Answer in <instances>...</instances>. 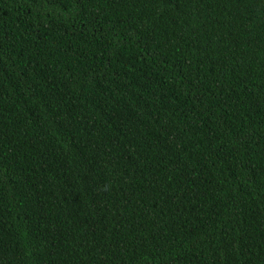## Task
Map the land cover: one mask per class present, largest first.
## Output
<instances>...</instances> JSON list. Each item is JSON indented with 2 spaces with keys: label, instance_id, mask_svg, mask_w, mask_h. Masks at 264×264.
I'll use <instances>...</instances> for the list:
<instances>
[{
  "label": "trees",
  "instance_id": "trees-1",
  "mask_svg": "<svg viewBox=\"0 0 264 264\" xmlns=\"http://www.w3.org/2000/svg\"><path fill=\"white\" fill-rule=\"evenodd\" d=\"M0 264H264V0H0Z\"/></svg>",
  "mask_w": 264,
  "mask_h": 264
}]
</instances>
